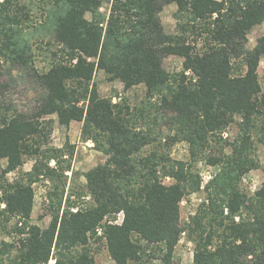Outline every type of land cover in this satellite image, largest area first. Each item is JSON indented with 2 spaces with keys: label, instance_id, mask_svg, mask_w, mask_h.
Segmentation results:
<instances>
[{
  "label": "trees",
  "instance_id": "obj_1",
  "mask_svg": "<svg viewBox=\"0 0 264 264\" xmlns=\"http://www.w3.org/2000/svg\"><path fill=\"white\" fill-rule=\"evenodd\" d=\"M25 1L0 0V167L6 165L0 169V236L14 239L1 243L0 254L16 250L9 264H46L52 248L60 255L55 264H94L83 247L105 216L120 211L121 225L106 230L114 264H177L180 234L186 230L190 240L196 234L197 223L179 224L185 186L178 179L161 184L154 165L132 159L145 138L130 127L119 104L99 95L97 72L126 90L143 86L148 97L160 95L179 122L188 118L183 123L190 143H214L209 154L199 153L219 171L203 212L210 213L209 232L204 239L197 235L192 263L264 264V189L249 201L239 187L242 176L257 168L252 145L264 154V92L257 73L264 35L255 49L246 47L248 33L264 23V0H52L51 25L43 30L52 40L31 41L27 35L44 26L29 21ZM44 2L37 8L43 10ZM168 5L176 8L171 32L159 17ZM34 46L44 52L42 68L35 65ZM168 57L181 60L176 73L165 70ZM15 94L22 97L15 100ZM79 102L86 110L77 108ZM52 114L65 125L84 117L105 135L107 159L85 176L96 206L65 211L58 229L55 218L39 230L28 225L32 181L7 185L3 176L21 167L23 157L39 156L50 134L49 122L41 119ZM234 118L238 138L222 139ZM77 246L83 253L75 257Z\"/></svg>",
  "mask_w": 264,
  "mask_h": 264
},
{
  "label": "rangeland",
  "instance_id": "obj_2",
  "mask_svg": "<svg viewBox=\"0 0 264 264\" xmlns=\"http://www.w3.org/2000/svg\"><path fill=\"white\" fill-rule=\"evenodd\" d=\"M24 3L28 8L29 21L33 24L42 22L41 25L44 26L43 28L41 26L36 27L37 32L34 36L30 35L29 31L27 39L31 41L32 38L40 37L42 40H52V34L46 30L43 31L51 25L52 0H45V11L37 8L40 7L41 0H26ZM175 9L174 5L165 6L159 15L162 26L167 32L173 30L172 15ZM263 35L264 23H261L248 33L246 47L249 50L255 49L257 41ZM33 48L35 57H38L35 65L42 68L44 66L42 62L44 52H40V49L35 46ZM180 62L179 58L168 57L163 61V66L169 73H176L180 69ZM257 71L264 92V57L260 58ZM93 81L96 83L99 95L119 104L124 117L129 120L130 127L132 126L133 130L135 127L145 138L146 145L140 153L133 155L132 159L140 160L143 166L145 164L148 167L154 165L157 179L161 184L173 185L178 179L185 186V195L179 204V224L184 228L186 224L197 223L196 226H191V228L195 226L196 234H193V241L189 239L186 230L180 234L174 249V262L193 264L195 242L199 238L197 235L204 239L206 233L209 232L207 220L210 218V213L207 215L206 212H203L208 207V194L212 192L210 184L219 171L218 167L207 164V158H203L205 152L202 156L199 153L205 150L209 154L210 146H213L214 143L207 142L203 146L195 142L194 138H191L192 142L190 143L185 130L187 126L184 124L188 118L185 117L183 121L179 122L176 113L165 110L160 104V95L148 97L143 86L126 90L117 82H106L100 72L94 74ZM24 88L29 90L30 87L25 86ZM17 96L18 94H15V100L22 97ZM85 106L86 103L79 102L77 104V108L80 109ZM84 109L86 110V108ZM83 118L81 121H70L65 125L60 122L56 114L44 116L41 120L49 122L50 125L47 128H49L50 134L47 136L39 156L23 157L21 167H17L3 176L7 185L14 182L28 185L32 181L33 200L28 220L29 226L45 230L56 218L58 229L65 211L76 212L78 209L82 211L96 206L93 196L87 189L85 176L98 165L105 164L107 159L103 152L105 135L95 130ZM236 119L234 118V121L225 129L226 134L222 135V139L235 141L238 138L239 130L235 123ZM190 120L194 121L192 118ZM252 149L256 150L257 168L243 175L239 183L240 190L249 201L251 199L255 201L256 193L264 189L263 148L255 143L252 145ZM43 150L48 151V154H55L56 157H48L47 159L48 154L44 153ZM1 164L0 169L5 170V163L1 162ZM139 173L141 175L147 174V170L139 169ZM117 175L115 174L113 177ZM138 182H140V186H138L140 188L142 185L140 179ZM213 198L212 200H214ZM4 207L5 205L1 204V208ZM227 213L228 210L223 209V215H227ZM239 214L242 215L243 211H240ZM238 219V216H235L236 222ZM122 221V211L107 215L101 220L100 228L96 230V234L89 235L88 244L83 249L87 250L89 256L93 257L94 264H114L106 248V230L109 226H120ZM14 222L15 219H11L9 224L12 225ZM215 222L214 220L212 225L215 226ZM13 240L0 236V246L2 242L11 243ZM71 252L73 256L77 257L83 253L82 247H74ZM54 253L52 248L46 264H55L60 255ZM159 254L161 253L159 252ZM14 255H16L15 249L3 250V253L0 254V264H9L8 259Z\"/></svg>",
  "mask_w": 264,
  "mask_h": 264
},
{
  "label": "crops",
  "instance_id": "obj_3",
  "mask_svg": "<svg viewBox=\"0 0 264 264\" xmlns=\"http://www.w3.org/2000/svg\"><path fill=\"white\" fill-rule=\"evenodd\" d=\"M163 10V9H162ZM161 13V12H160ZM160 15V14H159Z\"/></svg>",
  "mask_w": 264,
  "mask_h": 264
}]
</instances>
